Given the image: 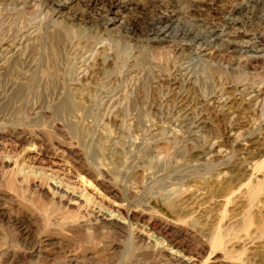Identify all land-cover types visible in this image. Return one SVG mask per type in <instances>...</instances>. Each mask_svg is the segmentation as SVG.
Here are the masks:
<instances>
[{
  "label": "rangeland",
  "instance_id": "374dc122",
  "mask_svg": "<svg viewBox=\"0 0 264 264\" xmlns=\"http://www.w3.org/2000/svg\"><path fill=\"white\" fill-rule=\"evenodd\" d=\"M0 264H264V0H0Z\"/></svg>",
  "mask_w": 264,
  "mask_h": 264
},
{
  "label": "bare ground",
  "instance_id": "6f19581e",
  "mask_svg": "<svg viewBox=\"0 0 264 264\" xmlns=\"http://www.w3.org/2000/svg\"><path fill=\"white\" fill-rule=\"evenodd\" d=\"M251 19H253V16L251 17ZM250 22H253V21H250ZM159 29V28H158ZM167 30V29H166ZM161 31V30H160ZM163 32V31H162ZM161 33V32H160ZM207 33V34H206ZM206 33H202V32H198V33H194L195 34V37L197 38V39H199L200 41L201 40H203L205 43L207 42L206 41V38L208 37V33L209 34H213V32L211 31V32H206ZM194 37V38H195ZM196 39V40H197ZM209 39V38H208ZM157 41V40H156ZM195 43V42H194ZM197 43V42H196ZM198 45V44H197ZM201 45V44H200ZM203 47H204V45H203ZM202 48V47H201ZM204 49V48H203ZM40 191L42 192V193H44V187H43V185H41L40 186ZM73 205V204H72ZM114 215V214H113ZM104 218H106V217H104ZM115 219V218H114ZM105 220V219H104ZM77 221V220H76ZM111 221H112V219H111ZM120 226V225H119ZM64 228V227H63ZM169 229V228H168ZM78 232V231H77ZM127 234V233H126ZM217 239V238H216ZM216 241V240H215ZM33 244V243H32ZM163 248H164V246H163ZM185 249V248H184ZM161 250V249H160ZM183 259V258H182ZM189 263H190V261H189Z\"/></svg>",
  "mask_w": 264,
  "mask_h": 264
}]
</instances>
